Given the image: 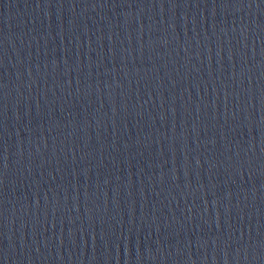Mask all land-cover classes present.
Wrapping results in <instances>:
<instances>
[{
    "label": "water",
    "instance_id": "obj_1",
    "mask_svg": "<svg viewBox=\"0 0 264 264\" xmlns=\"http://www.w3.org/2000/svg\"><path fill=\"white\" fill-rule=\"evenodd\" d=\"M0 264H264V0H0Z\"/></svg>",
    "mask_w": 264,
    "mask_h": 264
}]
</instances>
